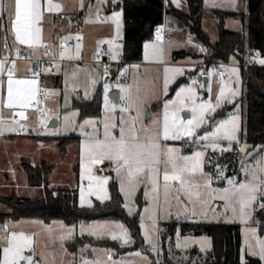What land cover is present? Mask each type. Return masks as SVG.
I'll list each match as a JSON object with an SVG mask.
<instances>
[{
    "label": "snow or ice",
    "instance_id": "snow-or-ice-1",
    "mask_svg": "<svg viewBox=\"0 0 264 264\" xmlns=\"http://www.w3.org/2000/svg\"><path fill=\"white\" fill-rule=\"evenodd\" d=\"M170 3L181 6V0H169ZM233 8L237 7V0H225ZM105 3L116 4L119 8L118 0H96L95 12L99 19L100 5ZM213 6H216L213 0ZM80 7H85L83 0H80ZM59 4L53 0H12L11 7L7 11L3 8V0H0V27L4 35L0 36V47L8 48L7 39L10 35L13 44L16 45V54L20 55L19 46H27L31 54L39 47L44 48V54L49 55L51 45L43 42L42 22L45 12L60 10ZM124 11L120 9L113 11L104 19L110 20L115 25V35L113 39L102 41L110 46L111 58L116 60L121 55V44L117 40H122ZM164 29L158 28L155 39L143 45L142 60L147 63H155L160 66L161 73L157 79L150 82L139 78L133 80L131 85L120 87L119 104L112 103L108 99L109 86H104V100L106 116L102 125L95 120H85L79 127L82 132L85 128L91 127V132H84L85 139L81 145V179L89 181L88 195H96L99 200H108L110 197L106 185L113 177H100L95 175L93 169L98 165H109L115 173V179L119 182L120 191L126 197L134 196L135 192L143 187L144 196L152 201L154 209L149 218L152 228L157 229V219L164 216L171 217V209L176 207L178 213L185 214V217H196L199 215L204 220H209V213H216L217 209L211 201H223L224 214H231V220L239 219L241 222L251 225L245 228L244 249L241 256V264H264V239L257 236L255 227L259 224L254 218L256 211H264V158L257 162V168L249 170L245 168V173L251 175V179L237 182L232 178H226L224 169L217 166L214 173L204 170L205 152L197 151L192 155H184L181 148L175 146L176 141H186L197 143L207 141L201 147L211 149L213 152L221 153L233 150V144L239 145L238 151L247 152V145L240 141L239 118L233 116L227 121L219 123L214 132L205 128L203 133L199 130L209 123L212 114L221 107L222 103L232 102L238 90L224 84L220 87L214 99L198 101L196 90L192 87H179L174 91V98L169 97L170 86L176 78L183 75L184 69L179 66H169V51L171 45L164 43ZM76 39L80 41V36L62 37L60 40L59 60H72L81 58V45L77 43L74 53L66 47L67 41ZM190 42V41H189ZM201 52L206 51L200 48ZM56 60L55 54H52ZM257 52L250 62H257L264 65V59L259 58ZM10 63V66H9ZM58 68V62L52 63L51 67L41 68L38 71L29 69L30 77L18 78L16 75V62H9L8 56L0 59V135L3 134V125L8 123L4 119V109H8L13 116H19L20 120H27L25 110L38 106L43 97L47 99L58 93L49 92L39 87L38 77L45 72H51L52 68ZM137 71L140 65L132 66ZM237 75L238 69L231 70ZM108 69L105 67L104 73ZM127 72V69H125ZM95 83V81H93ZM195 83V81L193 82ZM203 87V85H201ZM158 101L162 105L161 113L156 116H148V123H145L142 114L147 111V106ZM190 105V107H189ZM187 108L191 113V118L185 119L180 116V112ZM20 109V111H16ZM38 112L42 111L36 107ZM119 111L118 118H113V113ZM67 120V117L65 118ZM20 120L13 119L20 129L25 127ZM9 131H16L10 127ZM221 141H227L226 146L221 145ZM264 151V149H262ZM210 162V161H209ZM97 171L103 169L96 168ZM227 179V188L213 189V178ZM95 184V188L93 187ZM82 206L92 207V201L86 199L84 188H81ZM161 192L163 197L161 198ZM132 201L125 204L128 212H133ZM199 207V212L197 211ZM149 208L144 212L148 213ZM163 213L164 215H161ZM179 219V215L176 217ZM213 220L219 219L216 215ZM119 234L109 230L108 225L94 224L81 227L80 233L85 231L97 238L110 236L113 241L120 240L123 245L130 243L128 231L123 225H115ZM264 227V226H262ZM75 229L67 228L59 239L61 241L73 238ZM145 238L152 243V237L145 230ZM210 246V241L208 242ZM177 244V247H180ZM155 250V245H153ZM27 253V254H26ZM36 245L34 234H27L17 230L16 226L0 225V264H47L41 256L36 257ZM140 256V253H136ZM109 259L111 257L109 256ZM82 264H101L100 261L83 260Z\"/></svg>",
    "mask_w": 264,
    "mask_h": 264
},
{
    "label": "rangeland",
    "instance_id": "rangeland-1",
    "mask_svg": "<svg viewBox=\"0 0 264 264\" xmlns=\"http://www.w3.org/2000/svg\"><path fill=\"white\" fill-rule=\"evenodd\" d=\"M4 1V0H3ZM70 6V10L74 11L73 14L81 16V22L78 23V28L74 31H70L71 35L67 36H80L85 37L84 42V63L73 62L74 59L64 62L61 66L55 70V73L61 75V84L56 86L55 84H49L48 91L58 93L48 99L45 104L44 117L34 118L31 124H28L24 129L25 133L19 136L18 141H13L12 144L7 145L4 141L2 149L0 147V161L3 162V168L5 172L8 173L11 178L12 186L7 192L11 196L17 197H29L36 198L42 196L43 190H36L28 186L26 181V175L21 169L20 165L17 164V159L20 154L28 157L32 164L38 165L43 162H48L54 165L52 173L49 175L48 186L50 189L54 190H77L79 194V204L84 208H91L88 206H82L81 200V188H84V195L86 199L92 201V207L95 202L99 201L105 203L110 200H99L96 195H88V183L87 180L81 179V145L85 139L84 132H91V127H87L83 130L79 127L85 120H95L100 122L102 125L103 120L106 116L105 110V100H104V86L107 84L109 86L108 99L112 103L119 104L120 101L115 102L111 97V93L118 91L120 93V87L122 85H131L133 80L139 78L143 81L150 82L157 79L161 73V68L155 63H133L129 64L127 67L128 80L125 82H120L118 78L102 80L101 70L98 64L92 62L95 53L102 49L104 43L102 40L98 41V37H104L105 40L113 39L115 35V25L113 22L109 21L107 23L102 21L101 13L111 14L113 10H109L108 3L100 5L99 19H97V14L95 12L96 0H83L85 7H80V0H66ZM8 4V3H7ZM216 6H213V0H205L206 9H221V10H232L236 12L248 13L247 0H237V7L233 8L225 2V0H215ZM176 7V5L174 4ZM183 11H188L189 1L181 0V6L177 7ZM8 5H6V10ZM111 11V12H109ZM103 13V14H104ZM69 20L72 22V17L69 16ZM167 20V18H166ZM229 30H242V22L235 19H230L226 24ZM204 30L209 33V35L216 39L218 37V23L214 19H206L203 22ZM123 32V29H122ZM190 36V35H189ZM108 37V39H107ZM195 37L190 36V38L179 29H171L169 31L168 40L166 46L171 45L169 51V66H179L184 69L183 75L176 78L175 82L171 84L169 97H163V99L174 98L175 93L172 91L174 86L181 78L186 79V83L181 84L175 90H179V87H192L196 90L198 101H204L209 99H214L218 94L219 89L222 85L227 84L230 87L238 90L239 94L232 98V102L222 103L221 107L216 110L213 116L223 108L228 105H234V108L227 113V115L222 118L215 120L211 123V120L207 125L199 130L200 133L205 131L214 132L219 123L231 119L233 116L239 118L240 125V141L242 144L247 145V152L241 153L240 160V176L230 177L236 180L238 183L243 182L246 179L250 180L251 175L245 173V168L249 170H254L257 168V162L264 158V146H258L255 148H250L247 144L245 137V106L242 103V96L244 92V81L242 78V72L237 57H232L227 65H221L218 63H211L210 68L207 69V63L201 57H197L202 52L200 51V44ZM69 41V40H68ZM190 41V42H189ZM120 44V40L116 41ZM53 45V44H52ZM55 46V44L53 45ZM74 53L75 48L68 47ZM179 51H189L190 55H186L182 58L176 59L175 53ZM121 54L122 51L120 50ZM192 54V55H191ZM194 54V55H193ZM196 56V57H195ZM122 59L121 55L118 59L114 61H120ZM246 67L250 65V61L253 60L249 56L248 50L245 51L244 56ZM140 65L137 71L132 66ZM235 68L238 69V82L237 75L231 70ZM207 76L208 82L207 86H204L203 78ZM95 81V83H93ZM195 81V83H193ZM203 85V87H201ZM99 86L103 89V112L100 117H86L81 118L80 111L74 107L76 101H89L93 98ZM121 95V93H120ZM190 107V105H189ZM162 105L153 100L152 104L147 106V111L142 114V118L145 123H148V116H156L161 113ZM113 118H118L121 114L119 111L113 113ZM182 118H191L192 113L185 108V110L180 112ZM67 117V120L65 119ZM51 120L58 122L57 128H50L49 123ZM71 134H76L80 136V141L70 144L65 152H61L58 147V137L68 136ZM35 138L32 143H24L22 139L25 137ZM23 137V138H22ZM175 146L181 148V152L184 155H192L197 151L205 152V165L204 170H206V159L210 152H213L210 148H202V144L208 143L207 141H199L197 143L186 142V141H176ZM222 146L227 145V141L220 142ZM236 144H233V147ZM239 148V145H236ZM219 152V151H216ZM96 168L103 169L102 171H97ZM93 169L95 175L104 177H113L110 179L106 185L109 197H111V185L113 182L117 184L120 191L119 182L115 179V173L111 170V166L98 165ZM224 180L223 185L220 181L213 178L212 188L213 189H223L227 188V179ZM95 188V184L93 183ZM145 189L143 187L139 188L134 196L126 197L122 191H120L123 196L124 203H129L132 201L131 207H133V212L130 214L128 209L125 207L126 212L129 216H137L140 223V233L142 237V247L138 249H132L135 245V240L132 237L127 226L121 221L114 220H100L93 221L90 223H80L78 225H69L61 220H55L49 223L36 218H22V219H12L7 215L3 214V208L0 202V225H12L16 226L17 230L24 231L27 234H34V241L36 245V257H43L47 264H82L83 260L88 261H100L101 264H208L206 263V256L213 248V241L211 237L203 235L196 236L192 234L182 235L181 225L182 223H223V224H239L241 226L242 235V251L244 249V232L248 225H251V221L248 225L241 222L239 219L231 220V214H224L223 212V201L215 200L211 201L217 209L216 213H209V220H204L202 217L197 215L196 217H185V214L178 213L176 207L171 209V217L164 216L163 219H157V229L153 230L152 222L149 218L153 214V203L151 200L146 199L144 196ZM7 193V194H8ZM163 194L161 192V198ZM145 208H149L148 213L144 212ZM199 212V207H197ZM161 215H164L161 213ZM179 215V219H177ZM216 215L219 217L217 220H213L212 216ZM3 216V217H2ZM254 218L259 221V224L252 225L255 227L257 236L264 239V231L262 230V225L264 221L257 216V211L254 214ZM2 219V221H1ZM3 222V223H2ZM2 223V224H1ZM175 223V231L173 235H169L166 239L161 237V232L167 227L168 224ZM94 224L108 225L110 231L117 232L119 234V229L115 228V225H123L124 229L128 231L130 237V243L123 245L120 240H116L117 244L123 248L131 249L127 253L119 254L116 249L92 246L89 244L77 246L74 249V243L78 239H83L84 237H91L100 240H110L113 241L110 236H104L103 238H97L96 236L89 235L86 231L81 234L79 229L87 227ZM67 228L75 229L73 238L70 240L61 241L59 237L64 234ZM152 237V243L150 244L145 238V230ZM210 241V246L208 242ZM166 246V252L164 251V245ZM180 244V247H177ZM155 245V250L153 249ZM139 252L140 256L136 253ZM27 254V253H26ZM109 256L111 259H109ZM241 264V263H240Z\"/></svg>",
    "mask_w": 264,
    "mask_h": 264
},
{
    "label": "trees",
    "instance_id": "trees-1",
    "mask_svg": "<svg viewBox=\"0 0 264 264\" xmlns=\"http://www.w3.org/2000/svg\"><path fill=\"white\" fill-rule=\"evenodd\" d=\"M188 1L190 5L188 12L176 8L169 0L166 1V7L165 0H118L119 8L116 4L108 3L109 9L113 11L123 9L124 11L121 60L129 64L143 61V45L155 39V29L162 25L164 12H166L169 30L179 29L187 36L195 37L201 48L206 49L197 57L205 60L207 69L213 62L226 64L230 62L232 57H237L244 81V92L241 100L245 106V124L243 126H245L246 141L250 148L264 146V65L252 62L246 67L244 59L246 50H248L251 59L255 57L257 52L264 59V0H247L248 13L221 9L209 10L204 8V0ZM205 19L217 21L219 34L216 39H213L204 30L202 22ZM230 19L241 21L246 24V28L237 31L229 30L226 24ZM186 55H190V52L179 51L175 53V58L179 59ZM186 82L185 78H181L173 89ZM74 107L80 111L81 118L100 117L103 112L102 86H99L91 101H76ZM233 108L234 105H228L218 111L211 119V123L224 118ZM79 141L80 136L76 134L59 136L58 146L61 152H65L70 144ZM240 160L241 153L238 151V147L234 145L232 151L210 152L205 167L208 173H214L219 166L224 169L225 177L230 178L240 176ZM21 168L27 176L28 185L30 187H42L44 195L37 199L1 198L0 202L11 210L8 214L10 218H36L46 223L61 220L69 225L100 220L121 221L127 226L135 240L132 249L142 247L143 240L140 233L139 218L127 214L123 196L115 182L111 185L109 201L105 203L97 201L93 207L84 208L79 204L77 190L56 191L49 188L48 177L54 169L53 164L43 163L37 166L32 164L28 158H23ZM214 179L216 178L214 177ZM217 180L223 185L224 180ZM257 216L264 221V211H257ZM262 230L264 231V227ZM174 231L175 223L168 224L161 232V237L166 239L169 235H173ZM181 234L211 237L213 248L206 256V263L208 264L241 263L242 235L239 224L182 223ZM86 244L113 248L119 254L131 250L120 247L114 241L91 237L78 239L74 243V249ZM166 249L164 245L165 252Z\"/></svg>",
    "mask_w": 264,
    "mask_h": 264
},
{
    "label": "crops",
    "instance_id": "crops-1",
    "mask_svg": "<svg viewBox=\"0 0 264 264\" xmlns=\"http://www.w3.org/2000/svg\"><path fill=\"white\" fill-rule=\"evenodd\" d=\"M166 1L167 0H165V4H166ZM42 3H46V0H42ZM53 3L59 4L61 6V8H60V10L53 11L51 13L45 12L44 19H43V22H42V27H43V42L45 44H50L52 46L51 48L53 50H55L57 48L58 43L60 42L61 38L63 36H65V35H71L70 31L76 30L78 28V23H80L82 20H81V16L80 15L73 14L74 11L70 10V6L66 2V0H53ZM11 4H12V0H4L3 1L4 10L7 11L6 10V5H8V9H9L11 7ZM204 4H205V0H204ZM204 8H205V6H204ZM213 9H216V8H213ZM109 10H111V9H109ZM227 11H232V10H227ZM109 12H111V11H109ZM103 13L100 14L101 18H102V21L105 22V23L109 22L110 20H106L104 18L106 16H109L110 14L105 15V13L104 14ZM69 16L72 17V22L69 20ZM66 20L68 21V24H65ZM203 22H204V20H203ZM203 22H202V25H203ZM242 25H243V28L244 27L246 28V24L242 23ZM3 34H4V31H3L2 27H0V36H2ZM123 35H124V26H123L122 36ZM80 37L83 38V40L85 42V37L83 35H80ZM188 37L190 38V36H188ZM107 39H108V37H107ZM97 40L98 41L99 40L103 41V40H105V38L102 36V37H98ZM194 40L196 41L195 38H194ZM7 43H8V46H9L8 48H6L7 52L11 56H14V57L18 58L19 56H17V54H16V45L13 44V40H12V37L10 35L8 36ZM0 44H2V41H0ZM52 44L53 45L55 44V46H53ZM120 44L121 45L123 44V38H122V40H120ZM19 47H20V52H22L25 55L26 59L25 60L18 59V60L15 61L16 62V75H17L18 78H25L26 76L30 77L31 76V72L28 71V70L32 69V66H33L32 61L35 60V59H38V58H40L42 56L44 48L43 47H39L38 49L35 50L34 54H31L30 51L28 50L27 46H19ZM109 48H110V46L108 44L104 43L103 46H102V49L99 52L97 51L93 57L100 55L104 50H108L109 51ZM1 49H2V47H0V53H1ZM121 51H122V48H121ZM82 56H84V51L82 53ZM121 57H122V54H121ZM65 60H68V59H65ZM62 64H64V63H62ZM62 64H58V66H61ZM9 66H10V63H9ZM56 69L57 68H54L51 72H46L45 75H44L43 86H44V88L47 91H48V87H49L50 83L51 84H55L56 86L61 84V75L55 73ZM91 100H89V101H91ZM83 102H88V101H83ZM16 111H20V109H16ZM25 112H26V115L28 116V119L27 120H20V123L24 124L25 127L28 124H31L33 122L32 120L34 118H39V117H37L36 113L31 111L30 109L25 110ZM43 117H41V118H43ZM15 118H19V116L13 117L9 113L8 109H6V108L4 109V119L6 121H8V123L3 125L4 131H3V134L0 135V147H1V149H2V146L4 144V141L7 142V145H10V144H12L13 141H18L19 140V136L21 134L25 133V129H24L25 127L23 129H20L14 123H12L13 119H15ZM41 118H39V119H41ZM10 127L16 128V131H9L8 129ZM34 140H35V138H32V136H31V137L23 138L22 142H24V143H32ZM23 158H28V157H26L23 154H20L18 156L17 164H19L20 167H21V160ZM43 163H48V162H43ZM43 163H41V164H43ZM41 164H38L37 166H39ZM26 181H27V176H26ZM48 182H49V177H48ZM27 184H28V182H27ZM11 186H12L11 178L9 177L8 173L5 172V170L3 168V162L1 160L0 161V199L1 198L17 197V196H11L7 192V189L9 190L11 188ZM31 188L36 189V190H43L42 191V193H43L42 196L36 197V198H29V197H20V198L37 199V198L43 197L44 189L42 187H31ZM1 205L2 206H6V205H4L2 203H1ZM0 210L2 211V209H0ZM10 212H11V210H10L9 207L6 206L5 209L3 208V214L7 215Z\"/></svg>",
    "mask_w": 264,
    "mask_h": 264
},
{
    "label": "built area",
    "instance_id": "built-area-1",
    "mask_svg": "<svg viewBox=\"0 0 264 264\" xmlns=\"http://www.w3.org/2000/svg\"><path fill=\"white\" fill-rule=\"evenodd\" d=\"M165 7H166V4H165ZM158 28L164 29L162 35H163V38H164V43L166 44V42L168 40V35H169V29H168L167 21H166V12H164V20H163L162 25L157 27L155 29V32H156V30ZM77 43H80V45H81V58L80 59H74L73 62L84 63L85 60H84V58L82 56V53L84 51V40H83V38L80 41H77L76 39H71V40L67 41L66 47L75 48ZM59 45H60V42L58 43V46H57V48L55 50H53L52 48L50 49V53L55 54V56H56V60L55 61L53 60L52 54L45 55L44 51H43L42 56L40 58L35 59V60L32 61V64H33L32 69H35V70L38 71L41 68L51 67L52 63H57L58 62V64H62L64 62L68 61V60H65V59L64 60H59V52L61 50L59 48ZM4 56H8L9 62H11L13 60L16 61L18 59H22V60L26 59L25 55L22 52H20L19 57L16 58L14 56H11L7 52L6 48H2L1 49V53H0V59H3ZM259 58H261V57H259ZM92 62L99 65L100 70H101V78H102V80L113 79V78H116V77L118 78V80L120 82H125V81L128 80V73L125 72V69H126L125 67H127L129 65V63H125L122 60L121 61H114L111 58V53L108 50H104L100 55L93 57ZM218 64L225 65V66L227 65L225 63H218ZM105 67H107V69H108L107 74L104 73ZM54 68H52V70ZM45 73H42L38 77L39 87L41 89H44V90H46L44 88V86H43V78H44ZM38 98L41 99V103L38 106H34L30 110L33 111L34 113H36L37 117L41 118V117L44 116L45 104H46V102L48 101V99L50 97L47 98V99H44L43 97H38ZM36 107H39V109H41L42 111L38 112L36 110ZM15 120H20V119L19 118H15Z\"/></svg>",
    "mask_w": 264,
    "mask_h": 264
},
{
    "label": "water",
    "instance_id": "water-1",
    "mask_svg": "<svg viewBox=\"0 0 264 264\" xmlns=\"http://www.w3.org/2000/svg\"><path fill=\"white\" fill-rule=\"evenodd\" d=\"M65 24H68V21H67V20L65 21ZM203 81H204V86L206 87V86H207V82H208V77L205 76V77L203 78ZM119 96H120V93H119L118 91H114V92L111 93V95H110V97H111L115 102H118V100H119ZM49 127H50V128H57V127H58V123H57V121H55V120L50 121V123H49Z\"/></svg>",
    "mask_w": 264,
    "mask_h": 264
}]
</instances>
